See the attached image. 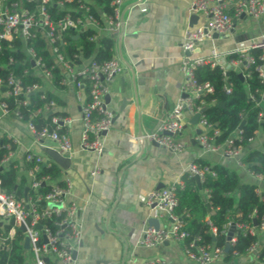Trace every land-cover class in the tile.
<instances>
[{
  "label": "built area",
  "instance_id": "built-area-1",
  "mask_svg": "<svg viewBox=\"0 0 264 264\" xmlns=\"http://www.w3.org/2000/svg\"><path fill=\"white\" fill-rule=\"evenodd\" d=\"M110 5L112 12L103 13L100 19L93 12L99 10L95 0H0V56L6 58L5 64L0 67V123L7 117L22 121V107L28 106L30 97L43 88L39 82L25 81L24 77L30 73L29 69H25L22 75L15 72L14 68L19 62H29L33 70L32 76L43 80L45 88L53 87L54 70L59 67L63 75L61 84L65 88L70 86L75 88L82 103L81 150L96 154L103 152V134L109 131L113 120L112 112L105 107V96L109 93L112 79L123 73L125 67L116 56L104 62L86 60L80 54L70 58L65 51L64 34L69 30L80 33L92 28L96 33L91 40L98 41L103 34L112 36L118 33L122 26L121 10L124 0H112ZM191 11L202 15L204 22L188 27L184 33L181 43L180 96L157 130L145 133L141 141L156 143L174 154H181L186 145L178 136L183 131L185 120L187 117L192 119L199 115L197 126L201 133L196 136V141L203 154H220L235 161L238 167L246 170L255 180V191L263 198L264 174L253 171L250 168L251 164L245 161V156L251 151L264 154V139L259 146H253L262 133L256 131L255 137L250 138L245 145L241 135L242 129L238 128L225 142L217 144L216 138L221 132L208 122L204 111L206 109L204 96L213 92V87L209 83H199L195 73L203 66L219 67L223 75L224 90L227 95H232L234 85L228 81L229 73L233 71L238 75L242 74L244 81L247 80L255 63L251 51L259 50L261 64L255 67V71L264 86V33L241 50L226 54H219L213 50L208 57L199 54L201 43L208 39L212 40L214 34L229 33L233 30L235 21L240 18L260 20L264 16V0H195ZM39 38L47 43L53 61H46L33 45V41ZM232 55L237 58H229ZM85 87L89 88V93L84 98L81 92ZM260 94V99L255 94H250V100L261 108L258 122L262 123L264 89ZM46 114L52 116L51 122L55 127L50 128L46 125L37 128L35 118ZM95 114L101 115L97 121H94ZM72 123L73 119L62 115L59 105L52 100L43 108L32 112L25 126L32 143L43 146L46 141L53 142L60 154L70 156L73 148L69 127ZM60 129H63V132H60ZM0 138L4 150L0 156L1 174L13 163L15 157L13 146L19 142L1 130ZM25 159L26 162L34 163L32 168L27 169L30 179L27 194L17 197L15 192L8 191L0 176V226L11 224L8 232L0 234V249H7L8 241L13 238L16 228L21 229L24 226L25 231L21 232L24 240L26 236L29 238V250L35 255V264H73L74 253L82 241V233L76 221L81 208L71 198L72 183L68 178H62L63 184L50 176L37 178L41 166H49L52 161L31 151L26 152ZM187 172L191 177L199 176L201 182L207 174L215 175L209 167L199 168L195 162L188 165ZM42 187H48V191L41 192ZM146 204L156 207L158 217L169 220V225L159 229L151 225L146 226L138 241L140 247L152 249L165 242H175L181 244L187 258L195 264H214L223 260L225 248L200 244L199 238L189 240L190 233L184 228L183 220L176 213L179 199L174 186L151 190L147 195ZM250 219V222L233 223L235 232L230 244L236 243L239 232L245 236L256 237V242L250 245L246 255L256 264H264V217L258 223L254 212ZM234 256L240 257L237 252ZM140 264L171 263L163 258L154 257Z\"/></svg>",
  "mask_w": 264,
  "mask_h": 264
},
{
  "label": "crops",
  "instance_id": "crops-1",
  "mask_svg": "<svg viewBox=\"0 0 264 264\" xmlns=\"http://www.w3.org/2000/svg\"><path fill=\"white\" fill-rule=\"evenodd\" d=\"M194 1L141 0L125 14V33L120 46L119 38H114V56L122 62L125 70L109 84L112 99L106 108L112 112L114 121L104 135L101 154L80 148L82 103L75 88L70 86L63 91H55L64 102L62 106L59 105L61 114L73 119L69 127L73 148L68 156L71 159L70 167L64 170L57 164L62 169V178L71 181V198L81 208L76 221L80 225L82 241L73 264H121L123 258L127 264H140L154 257L163 258L171 264H195L187 258L181 244L165 242L152 249L138 245L142 230L150 226V219H158L160 227L169 225V220L158 217L156 207L146 204L148 193L159 187L162 189L179 184L182 176L188 173V165L196 159L207 160L211 165L226 166L235 170L243 183L256 184L235 161L220 154H203L196 141L200 128L191 123L188 117L178 136L186 145L181 154L141 141L143 137L138 135L137 112L142 118L143 132H154L180 96L184 33L188 27L204 22V17L199 14L196 22L191 21L195 15L191 11ZM134 2L138 0H124L122 10ZM248 19L255 21L254 33L239 27ZM262 33L264 16L260 20L243 17L235 21L229 33L201 43L199 54L208 57L213 50L219 54L241 50ZM81 93L84 98L87 97L85 91ZM123 100L126 105L121 111ZM0 130L19 142L13 163L20 176L25 175L30 181L26 169L27 151L55 163L47 154L48 149L56 150L55 144L50 141L43 146L32 143L23 121L14 117L4 118ZM260 137L254 142V147L260 145L264 134H260ZM113 209L107 225V217ZM243 257L240 256L239 263L251 260L250 256L247 259ZM214 264L235 263L221 260Z\"/></svg>",
  "mask_w": 264,
  "mask_h": 264
},
{
  "label": "trees",
  "instance_id": "trees-1",
  "mask_svg": "<svg viewBox=\"0 0 264 264\" xmlns=\"http://www.w3.org/2000/svg\"><path fill=\"white\" fill-rule=\"evenodd\" d=\"M99 10H94L98 18H102L103 13L110 14L112 0H95ZM96 31L92 28L75 33L71 30L64 34L65 51L70 58L75 54H80L83 59H93L98 62L110 60L114 56L115 40L111 36L103 34L98 41L91 38ZM37 51L43 55L46 61H53L49 54L47 43L43 39L33 41ZM261 52L252 50L251 55L255 58L252 67V73L245 81H241L236 72H230L228 81L234 85V93L227 95L224 90V81L222 71L219 67L211 68L203 66L196 70L195 76L199 83H209L213 87V92L204 96L206 103L205 116L209 123L220 130V135L216 138L217 144H222L225 140L241 125L245 120L241 135L243 143L246 145L250 138L255 137V132L260 131L264 134V119L262 123L258 122L261 108L257 107L250 100V94L260 99V92L264 89L255 67L261 64L259 59ZM19 57V56H18ZM20 58V57H19ZM229 58H237L232 55ZM6 62L5 57L0 56V67ZM25 69H29V74L24 77L26 82H39L42 85L36 94L30 97V104L22 107L23 119L27 122L29 115L44 107L47 102L56 101L58 105H63V100L55 91H63L66 88L61 84L63 75L61 68H55L52 88H45V83L39 77H33L32 67L29 62H19L14 68L18 75H22ZM85 94L89 93V88L85 87ZM42 95L44 98H42ZM219 103H224L223 107ZM101 118V115H94V121ZM264 118V117H263ZM51 115H40L35 118L37 128L49 126L54 128ZM63 132V129L59 130ZM5 140V138L3 139ZM2 138H0V156L4 153L1 147ZM16 150V146H13ZM245 161L250 163V168L258 173L264 174V154L259 151H251L245 156ZM199 168L209 167L215 175L207 174L202 182V188H199L195 179L188 173L181 179L182 184H175V192L179 199V205L176 213L184 222V228L190 233V241L199 238L198 243L209 246L225 248L227 243L226 230L230 223L250 222V215L255 212V218L258 223L264 217V197L260 198L256 193V185L253 183H243L235 170L223 165H211L207 160L196 159L194 161ZM33 162H26V169L32 168ZM5 188L8 191L15 192L17 197L25 194L30 181L25 175L20 176L15 163H11L1 174ZM50 176L63 184L62 169L51 162L49 166H41L37 173V178ZM41 192L48 191V187H42ZM209 205V207H208ZM188 214V216L186 215ZM10 225L0 226V234L8 232ZM215 235V239H214ZM24 235L20 229L16 228L12 239L8 241L7 249H0V264H25L23 247ZM257 238L250 235L237 234V241L231 245L228 253H225L223 261L230 263L235 258L234 253L245 256L250 245L256 242ZM264 255V249H263ZM239 264H256L252 261H246Z\"/></svg>",
  "mask_w": 264,
  "mask_h": 264
},
{
  "label": "water",
  "instance_id": "water-1",
  "mask_svg": "<svg viewBox=\"0 0 264 264\" xmlns=\"http://www.w3.org/2000/svg\"><path fill=\"white\" fill-rule=\"evenodd\" d=\"M140 3H141V0H138V2L131 3V4H129L128 6H126V8H125L124 10H122V13H121L122 26H121V29H120V31H119L120 33H115V34H113V35L111 36L112 38H115V37L119 38V46H120V44H121L122 37H123V35H124V33H125V32H124V31H125V14H126L129 10L133 9L136 5H138V4H140ZM197 19H198V15L195 14V15L192 16L191 21H192V20H195V22H196ZM195 24H196V23H195ZM193 25H194V24H193ZM219 36H220L219 34H214V35H213V39H217V38H219ZM238 76H239V78H240L241 81H244V77H243L242 74H239ZM111 99H112V97H111V95L108 93V94L105 96V107H107L106 105L109 104V103L111 102ZM125 105H126L125 100H123V104H122L121 109H120L121 111L124 110ZM219 106H220V107H223V106H224V103H219ZM204 111H205V110H204ZM198 119H199V115H195V116L191 119V123H193L194 125H196V124L198 123ZM141 120H142L141 115H140L139 112H137V121H138V126H139V130H138V135H139V137H143V136L145 135V132H143V130H142ZM113 121H114V119L112 120V122H113ZM244 124H245V120L242 121L241 125L239 126V129H242L243 126H244ZM200 133H201V129L197 130V134H200ZM103 135H106V132H104ZM153 144H154L155 146H159V145L156 144V143H153ZM47 154L49 155V157H50V158H51L56 164H58V165H59L61 168H63L64 170H67V169L70 167L71 159L68 157V155H62V154H60L58 151H56V150H52V149H48V150H47ZM193 178L195 179V181H196L198 187H199V188H202V182H201L199 176L195 175V176H193ZM28 189H29V188H26L25 194H27ZM158 189H161V187H159ZM208 207H209V205H208ZM113 212H114V209L110 212V214H109L108 217H107V222H108L107 225L109 224L110 217L112 216ZM255 223H256V222H255ZM149 224H150L151 226H154L156 229H159V228H160V223H159V220H158V219H155V218L150 219V220H149ZM39 227H40V226H39ZM20 230H21L22 232H24V231H25V227L22 226ZM234 232H235V226H234V224L232 223V224L229 226V229H228V231H227V235H226V237H227V243H226V246H225V253H228L229 250H230V247H231L230 240H231V238H232ZM214 239H215V235H214ZM23 247H24L25 250H29V247H30V246H29V238H28L27 236L25 237V240H24V242H23ZM77 255H78V254H77V251H76V252L74 253V259L77 258ZM126 255H127V253L125 254V257H126ZM121 264H127V261H126L125 258H123Z\"/></svg>",
  "mask_w": 264,
  "mask_h": 264
},
{
  "label": "rangeland",
  "instance_id": "rangeland-1",
  "mask_svg": "<svg viewBox=\"0 0 264 264\" xmlns=\"http://www.w3.org/2000/svg\"><path fill=\"white\" fill-rule=\"evenodd\" d=\"M255 21L252 19H248L247 21H244L241 23L240 26H242V29H245V31H250V33H254L255 32ZM262 138V137H260ZM249 256L245 255V257H243L244 259H247ZM24 259H25V264H35V255L33 254V252L31 250H25L24 252ZM240 261V257H235L233 259L232 262H234L235 264H239Z\"/></svg>",
  "mask_w": 264,
  "mask_h": 264
}]
</instances>
